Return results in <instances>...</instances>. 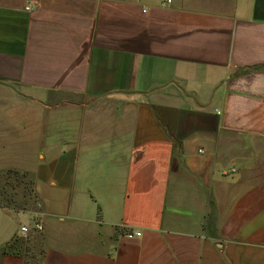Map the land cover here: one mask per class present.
<instances>
[{
	"label": "crops",
	"instance_id": "1",
	"mask_svg": "<svg viewBox=\"0 0 264 264\" xmlns=\"http://www.w3.org/2000/svg\"><path fill=\"white\" fill-rule=\"evenodd\" d=\"M8 171L0 264H264V0H0Z\"/></svg>",
	"mask_w": 264,
	"mask_h": 264
},
{
	"label": "rangeland",
	"instance_id": "2",
	"mask_svg": "<svg viewBox=\"0 0 264 264\" xmlns=\"http://www.w3.org/2000/svg\"><path fill=\"white\" fill-rule=\"evenodd\" d=\"M29 189V184L20 173L8 171L0 174V205L17 211L33 208V197ZM20 240L27 256H35L39 248V236L31 238L29 235H24Z\"/></svg>",
	"mask_w": 264,
	"mask_h": 264
},
{
	"label": "built area",
	"instance_id": "3",
	"mask_svg": "<svg viewBox=\"0 0 264 264\" xmlns=\"http://www.w3.org/2000/svg\"><path fill=\"white\" fill-rule=\"evenodd\" d=\"M161 1L165 2V3H169L171 0H161ZM23 9L26 10V11L29 10L30 9V5L28 3L25 4ZM33 228L36 231H39V230H41V225L38 222H35L33 224ZM26 233H27V227L25 225H21L19 227V236L22 237ZM140 235H141V232L139 230H131V231H127L124 236H125L126 239H133V238L140 237Z\"/></svg>",
	"mask_w": 264,
	"mask_h": 264
}]
</instances>
